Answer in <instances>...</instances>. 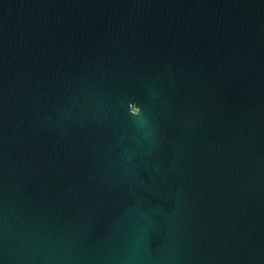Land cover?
<instances>
[{"label":"water","instance_id":"water-1","mask_svg":"<svg viewBox=\"0 0 264 264\" xmlns=\"http://www.w3.org/2000/svg\"><path fill=\"white\" fill-rule=\"evenodd\" d=\"M0 264H264V0H0Z\"/></svg>","mask_w":264,"mask_h":264}]
</instances>
